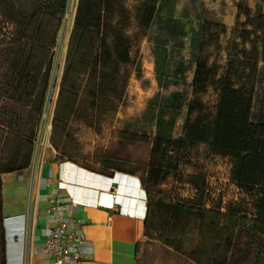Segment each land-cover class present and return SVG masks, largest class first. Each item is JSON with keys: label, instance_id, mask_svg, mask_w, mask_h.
Returning <instances> with one entry per match:
<instances>
[{"label": "trees", "instance_id": "1", "mask_svg": "<svg viewBox=\"0 0 264 264\" xmlns=\"http://www.w3.org/2000/svg\"><path fill=\"white\" fill-rule=\"evenodd\" d=\"M68 1L0 0V24L4 22L12 27L9 34L0 29L3 35L0 39L3 69L0 93L6 100L21 106L33 104L37 110L41 108ZM138 1L135 32L130 31L132 11L124 0L78 1L53 121L52 141L57 150L60 149L57 136L70 121L83 120L87 126L99 130L103 119L116 112L123 102L131 77L124 66L132 62L134 43L146 35L161 0ZM244 14L252 30L244 28L240 38L249 43L250 48L244 49L240 58L231 57L225 75L218 79L215 64L209 65L208 59L199 58L192 84L193 99L188 107L190 114L196 110L199 114L187 122L183 140L157 141L160 161L155 171L158 174L171 165V150L198 142L208 144L215 154L232 157L233 179L241 190L254 193L255 212L246 217L240 215L236 207H230L226 213L222 208L209 210L193 202L176 201L146 190V236L155 231L161 242L187 255L196 264H228L235 239L243 228L250 234V243L260 245L255 264H264V122L251 121L258 64L260 60L264 62V8L258 11L257 19L249 8L244 9ZM221 29L226 32V26ZM214 81L220 90V100L210 120L204 113L206 107L201 95ZM11 139L9 135L3 136V146ZM12 140L23 143L17 136ZM24 143L25 161L21 166L1 169L0 173L29 165L34 146L31 138ZM195 180L192 178V183ZM1 191L2 179L0 227L6 239ZM191 232H198V243L188 252L184 246ZM205 240L210 241V253L203 259ZM1 264H8L6 250Z\"/></svg>", "mask_w": 264, "mask_h": 264}, {"label": "rangeland", "instance_id": "2", "mask_svg": "<svg viewBox=\"0 0 264 264\" xmlns=\"http://www.w3.org/2000/svg\"><path fill=\"white\" fill-rule=\"evenodd\" d=\"M124 2L132 11L130 31L135 32V14L140 2ZM261 7L264 8V0H161L146 35L134 43L132 62L124 66L131 77L118 110L103 119L99 130L87 126L83 120L70 121L57 136L60 149H56L52 138L49 149L54 148L59 153V160L70 161L90 172L111 178L116 172L136 176L146 196V207V190L150 189L167 198L193 202L209 210L222 208L226 213L230 207H236L240 209V215L251 217L255 212L254 193L241 190L233 179L232 157L215 154L208 144L198 142L171 150V165L158 171L160 176L155 169L160 161L157 141L183 140L187 122L199 114V110L190 114L188 108L193 99L197 61L200 57L208 59L209 65L215 64L216 79L224 76L230 58H240L243 50L250 48L249 43L240 38L244 28L252 30L246 23L244 9L249 8L257 19ZM222 26H226V32H222ZM9 28L10 25L4 22L0 24L2 33L9 34ZM67 51L68 46L61 43L54 49L53 68L44 102L38 110L33 104L21 106L8 101L0 93V170L16 164L12 158L19 149L25 147L26 152L24 142L37 132L46 102L52 98L57 104ZM258 65L251 115V121L255 123L264 122V62L260 60ZM215 82L210 83L201 95L206 107L204 113L210 120L215 116L220 100V90ZM5 135L12 139L20 136L23 143L11 139L3 146ZM192 178H196L195 183ZM10 223H4L6 239L0 227V264L5 250L8 264H27L30 228L28 224L16 222L18 226L11 230ZM239 232L228 264H255L260 245L250 243V234L245 228ZM197 233L191 232L185 240L186 251L190 252L198 243ZM147 237L149 245L143 252L146 264H188V259L193 261L161 242L155 231L149 232ZM209 244L210 241L205 240L203 259L210 253ZM222 252L225 254L226 250Z\"/></svg>", "mask_w": 264, "mask_h": 264}, {"label": "crops", "instance_id": "3", "mask_svg": "<svg viewBox=\"0 0 264 264\" xmlns=\"http://www.w3.org/2000/svg\"><path fill=\"white\" fill-rule=\"evenodd\" d=\"M24 148L12 158L16 164L3 169L21 166L26 159ZM58 156L52 148L40 170H34L31 156L27 167L0 173L2 210L11 221V230L18 223L28 224L30 228L27 264H53L42 250L55 224L49 211L50 195L59 204L66 205L68 227L84 235L80 264H146L143 254L149 245L145 226L146 196L137 188L132 191V187L121 184L118 188L115 185L114 191L119 195L111 200L112 181L108 176L59 160ZM118 173L138 181L136 176ZM187 263L196 264L189 259Z\"/></svg>", "mask_w": 264, "mask_h": 264}, {"label": "built area", "instance_id": "4", "mask_svg": "<svg viewBox=\"0 0 264 264\" xmlns=\"http://www.w3.org/2000/svg\"><path fill=\"white\" fill-rule=\"evenodd\" d=\"M79 0H69L66 8V13L63 17L62 29L60 31L57 44L67 45L73 31L75 15L77 12V5ZM56 101L49 99L44 108L40 118L38 130L34 137L31 138V143L34 146L32 153V162H34V170H40L45 162L47 153L51 145V138L53 133V120L55 116ZM112 181L109 190L111 200L118 197L119 193L115 192V185L132 187V191L136 188L142 192V186L138 181H133L132 177L123 175L116 172L113 178L109 177ZM50 206L49 211L55 220L52 232L47 236L43 242L42 250L45 254L49 255L53 264H80L84 254V235L83 233L76 232L68 227V219L66 217V205L59 204L53 195L49 196ZM79 222V221H78Z\"/></svg>", "mask_w": 264, "mask_h": 264}, {"label": "water", "instance_id": "5", "mask_svg": "<svg viewBox=\"0 0 264 264\" xmlns=\"http://www.w3.org/2000/svg\"><path fill=\"white\" fill-rule=\"evenodd\" d=\"M5 221H8L7 219Z\"/></svg>", "mask_w": 264, "mask_h": 264}]
</instances>
